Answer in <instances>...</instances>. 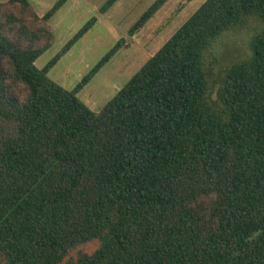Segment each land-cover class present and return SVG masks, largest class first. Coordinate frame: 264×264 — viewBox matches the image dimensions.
<instances>
[{"label": "trees", "instance_id": "16d2710c", "mask_svg": "<svg viewBox=\"0 0 264 264\" xmlns=\"http://www.w3.org/2000/svg\"><path fill=\"white\" fill-rule=\"evenodd\" d=\"M65 1L0 2V264H264V0H204L98 113L77 94L123 42L71 90L47 77L95 18L35 66ZM248 18L214 91L205 53Z\"/></svg>", "mask_w": 264, "mask_h": 264}, {"label": "rangeland", "instance_id": "374dc122", "mask_svg": "<svg viewBox=\"0 0 264 264\" xmlns=\"http://www.w3.org/2000/svg\"><path fill=\"white\" fill-rule=\"evenodd\" d=\"M7 0H0L4 2ZM35 13L42 16L58 0H27ZM106 0H66L48 21L53 42L36 61L38 69L45 67L64 44L92 18L95 24L49 70L47 77L66 90H71L117 42L121 48L77 94V98L92 112L98 113L144 63L165 43L204 0H169L133 35L131 26L155 0H117L105 13L100 8ZM259 30L258 20L219 36L205 53V72L209 88L216 90L224 69L244 59L249 53V40ZM213 51V56L211 53ZM96 243L72 251L91 253Z\"/></svg>", "mask_w": 264, "mask_h": 264}]
</instances>
